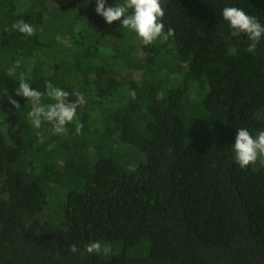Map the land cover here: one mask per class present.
<instances>
[{
  "label": "trees",
  "instance_id": "obj_1",
  "mask_svg": "<svg viewBox=\"0 0 264 264\" xmlns=\"http://www.w3.org/2000/svg\"><path fill=\"white\" fill-rule=\"evenodd\" d=\"M163 5L175 35L144 45L96 0H0V264H264V165L233 150L239 128L264 131V37L250 53L222 16L264 24V0ZM21 73L84 94L79 135L32 126Z\"/></svg>",
  "mask_w": 264,
  "mask_h": 264
},
{
  "label": "clouds",
  "instance_id": "obj_2",
  "mask_svg": "<svg viewBox=\"0 0 264 264\" xmlns=\"http://www.w3.org/2000/svg\"><path fill=\"white\" fill-rule=\"evenodd\" d=\"M105 4L106 0H96V13L101 15L108 24L120 21L124 28L134 31L144 45H150L159 38L166 41L175 35V30L171 27L165 32L163 0H123L122 3L117 2L108 7ZM222 16L232 29L230 35L238 37L241 33L245 34L249 40L246 51L256 53L257 46L264 37V24L256 16L235 6L224 7ZM12 29L27 36L35 35L36 32V28L23 19L13 23ZM29 81L30 77H26L24 73L20 74L16 95L27 98L31 103L32 107L28 116L32 126L39 129L43 122H49L52 124L53 134L65 135L67 125L75 122V131L79 135L83 124L77 119V108L86 103L84 94L78 90L73 91L71 95L76 97L73 101L69 99L68 91L55 87L51 81H45L44 93L30 87ZM44 95L54 102L47 105L41 104L40 101ZM129 95L133 100L136 99L135 90H131ZM7 99L16 109L20 108L19 102L11 95H8ZM233 150L234 160L241 168L254 164L258 158L264 157V131H259L254 137L248 129L239 128ZM69 251L77 253L79 249L73 244L69 246ZM85 251L88 254L109 255L112 253V247L109 244L102 245L100 241H91L85 245Z\"/></svg>",
  "mask_w": 264,
  "mask_h": 264
},
{
  "label": "rangeland",
  "instance_id": "obj_3",
  "mask_svg": "<svg viewBox=\"0 0 264 264\" xmlns=\"http://www.w3.org/2000/svg\"><path fill=\"white\" fill-rule=\"evenodd\" d=\"M63 2H69V1H71V0H62ZM166 0H163V3L165 2ZM254 167H256V168H258V167H260V166H262V165H264V157H260V158H258L257 159V161L254 163V164H252ZM133 255L134 254H139V255H144L146 252H144V248H142L140 251H139V253H134V252H131Z\"/></svg>",
  "mask_w": 264,
  "mask_h": 264
}]
</instances>
